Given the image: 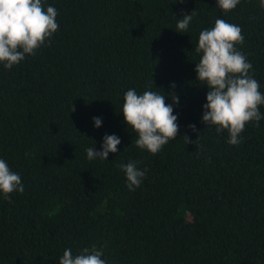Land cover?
Returning <instances> with one entry per match:
<instances>
[{
	"label": "trees",
	"instance_id": "obj_1",
	"mask_svg": "<svg viewBox=\"0 0 264 264\" xmlns=\"http://www.w3.org/2000/svg\"><path fill=\"white\" fill-rule=\"evenodd\" d=\"M42 6L58 13L51 44L10 70L0 63V159L24 185L11 202L0 193V264H59L65 249L93 246L107 264H264V119L230 145L227 130L202 123L209 89L195 71L200 32L224 19L242 29L236 48L264 94L260 0L226 14L217 0ZM193 10L188 31L176 32ZM128 89L173 105L178 136L155 155L124 121ZM106 134L120 138L117 153L89 160L86 149L101 151ZM130 161L146 170L134 191L119 167Z\"/></svg>",
	"mask_w": 264,
	"mask_h": 264
},
{
	"label": "clouds",
	"instance_id": "obj_2",
	"mask_svg": "<svg viewBox=\"0 0 264 264\" xmlns=\"http://www.w3.org/2000/svg\"><path fill=\"white\" fill-rule=\"evenodd\" d=\"M240 3V0H217V7L226 14ZM264 7V0H260ZM58 13L53 6L46 11L42 0H0V63L11 69L23 61L26 55H35L41 46L51 44V37L58 30L56 17ZM195 11L178 19L176 32L186 33ZM242 29L224 19H217L211 29H204L199 34L195 52L201 54L196 63L197 80L209 91L206 104L203 105L202 123L215 126L216 132L227 130L230 145L241 142V133L247 123L255 121L256 126L264 119L259 107L264 105V94L260 85L250 74L252 64L247 57L237 50L236 45L244 43ZM153 82V81H152ZM175 87V85H172ZM171 95L173 104L178 105L179 98ZM124 121L138 135L135 143L140 149H146L155 155L170 140L178 136L177 115L173 114V105L165 103V95L145 91L138 94L135 89H128L124 94L122 105ZM94 126H101V119L93 117ZM189 128L196 131L195 125ZM185 143L189 138L183 136ZM121 140L116 135H105L101 151L86 149L89 160H107L109 153H117ZM137 163L130 161L120 164L125 172L129 191L138 188L146 170H139ZM24 192V185L18 173L12 172L4 159H0V193L11 202L10 194ZM102 250L95 246L84 248L79 255H73L72 249L64 250L59 264H107L102 259Z\"/></svg>",
	"mask_w": 264,
	"mask_h": 264
}]
</instances>
